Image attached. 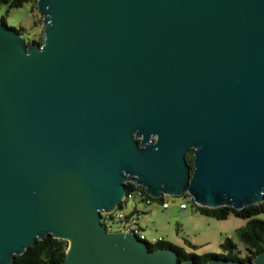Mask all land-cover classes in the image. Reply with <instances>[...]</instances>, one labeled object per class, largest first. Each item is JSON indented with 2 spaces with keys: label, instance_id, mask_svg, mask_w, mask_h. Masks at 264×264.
Here are the masks:
<instances>
[{
  "label": "water",
  "instance_id": "1",
  "mask_svg": "<svg viewBox=\"0 0 264 264\" xmlns=\"http://www.w3.org/2000/svg\"><path fill=\"white\" fill-rule=\"evenodd\" d=\"M37 8L41 44L0 19V264L49 235L69 244L58 264H196L102 213L128 181L208 208L264 201V0Z\"/></svg>",
  "mask_w": 264,
  "mask_h": 264
},
{
  "label": "rangeland",
  "instance_id": "2",
  "mask_svg": "<svg viewBox=\"0 0 264 264\" xmlns=\"http://www.w3.org/2000/svg\"><path fill=\"white\" fill-rule=\"evenodd\" d=\"M2 15H6L8 25L23 27L25 37L42 43L43 14L33 8L31 3L18 8L3 5L0 7ZM163 198L169 204L167 208L163 207L160 198L154 197L147 204L135 194L123 205L126 212H132L135 208L140 211V224L148 241L162 238L184 247L188 253L205 254L221 253L222 243L230 237L245 256L246 249L238 238V230L248 219L233 212L225 219L205 214L185 193L179 196L165 195ZM181 203H186L187 208L182 209ZM258 218L264 220V213L259 214ZM113 227L115 231L119 230L116 224Z\"/></svg>",
  "mask_w": 264,
  "mask_h": 264
},
{
  "label": "trees",
  "instance_id": "3",
  "mask_svg": "<svg viewBox=\"0 0 264 264\" xmlns=\"http://www.w3.org/2000/svg\"><path fill=\"white\" fill-rule=\"evenodd\" d=\"M26 3H31L33 8H37V0H0V7L5 5L8 8L22 7ZM38 9V8H37ZM2 23L6 24L11 29L24 35V28L19 26H10L7 23L6 15L0 16ZM38 23V19H37ZM27 42H36L41 44L35 39L27 38ZM187 162L193 166V152L190 150L186 154ZM128 193H134L137 189L141 188L146 192L145 188L128 181L125 184ZM186 194V193H185ZM187 195V194H186ZM188 196V195H187ZM163 201L164 198L160 197ZM194 201V200H193ZM201 212L217 217L218 219H225L233 212L235 215L248 219V222L239 228L238 238L246 249V254L243 256L238 244L234 239L227 237L222 243L221 253H205L196 254L188 253L182 246L174 244L170 241L160 239L156 242L147 241L151 250H157L161 248L173 249L178 254V260L184 261L192 259L196 264H206L213 258L224 259L227 261L240 260L245 262L247 260H253L256 256L264 252V220L258 218V215L264 213V201L258 204H252L237 210L231 206H223L218 208H208L198 205ZM132 212L140 213L135 208ZM107 229L108 227L104 225ZM68 241L65 239L55 238L52 235L47 236L42 240H37L34 245H31L27 250L21 254L16 255L14 264H58L65 260L66 252L68 249Z\"/></svg>",
  "mask_w": 264,
  "mask_h": 264
},
{
  "label": "built area",
  "instance_id": "4",
  "mask_svg": "<svg viewBox=\"0 0 264 264\" xmlns=\"http://www.w3.org/2000/svg\"><path fill=\"white\" fill-rule=\"evenodd\" d=\"M135 195L139 196L142 200H144L147 204L151 203L152 197L147 192H144L141 188L137 189L134 193H128L124 197L123 201L120 205L116 206L112 211L109 212H103L102 213V223L108 227L109 231H115L113 224H116L119 230L117 231H123V232H129L136 234L140 239L144 241H148L144 232V229L142 228L140 224V213L135 212H126L123 209L124 203L127 202V200ZM190 199L194 200L193 197L186 193ZM165 196V195H164ZM162 205L164 208H167L169 206L168 202L165 200L162 201ZM180 207L182 209L187 208L186 203H181ZM113 223V224H112ZM159 239H152L151 242H156Z\"/></svg>",
  "mask_w": 264,
  "mask_h": 264
},
{
  "label": "flooded vegetation",
  "instance_id": "5",
  "mask_svg": "<svg viewBox=\"0 0 264 264\" xmlns=\"http://www.w3.org/2000/svg\"><path fill=\"white\" fill-rule=\"evenodd\" d=\"M194 150L192 149V152H193Z\"/></svg>",
  "mask_w": 264,
  "mask_h": 264
}]
</instances>
